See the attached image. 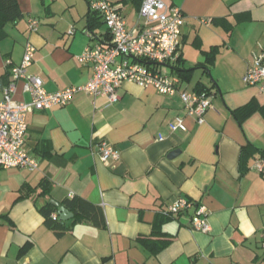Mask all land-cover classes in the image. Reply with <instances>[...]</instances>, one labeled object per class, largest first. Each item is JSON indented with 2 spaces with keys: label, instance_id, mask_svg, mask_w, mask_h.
Here are the masks:
<instances>
[{
  "label": "crops",
  "instance_id": "crops-1",
  "mask_svg": "<svg viewBox=\"0 0 264 264\" xmlns=\"http://www.w3.org/2000/svg\"><path fill=\"white\" fill-rule=\"evenodd\" d=\"M164 1L186 21L182 62L166 71L181 79L180 91L201 87L211 94L204 123L187 115L179 93L163 96L130 82L113 105L78 93L66 107L29 114L26 147L39 169L0 171V264H264V168H257L264 163V94L243 83L253 58L264 55V0ZM17 2L23 18L7 24L0 38V98L27 43L36 48L28 74L47 92L88 83L93 67L76 58L110 39L102 19L88 28L91 0ZM121 12L130 27L137 23L135 4L122 2ZM30 20H38L36 31ZM14 100L29 101L21 82ZM249 105L254 111L240 122L235 111ZM177 119L185 132L172 131ZM102 142L119 152L117 163L101 161ZM247 146L255 151L242 160ZM46 178L52 190L41 197L36 188ZM75 196L100 207L106 226H73L71 219L65 223L71 230L58 237L40 208ZM180 199L194 207L161 225L172 241L151 257L139 239L151 238L156 221ZM198 207L205 208L207 234L190 225Z\"/></svg>",
  "mask_w": 264,
  "mask_h": 264
},
{
  "label": "built area",
  "instance_id": "built-area-1",
  "mask_svg": "<svg viewBox=\"0 0 264 264\" xmlns=\"http://www.w3.org/2000/svg\"><path fill=\"white\" fill-rule=\"evenodd\" d=\"M90 8L108 28L110 39L106 44L89 46L76 59L81 65L92 66L93 76L83 86L49 93L41 79L28 74L36 48L27 43L20 65L12 68L11 78L0 98V171L39 169V163L26 147L28 115L68 106L74 96L85 93L91 97H104L109 105L120 101V88L125 82L142 88L153 87L160 95L172 97L179 93L187 115L202 125L212 107L209 93L180 91L182 81L166 71L181 57L183 27L186 23L181 9L164 0H142L137 23L130 27L121 12V3L115 0H92ZM38 20H30L29 28L36 31ZM74 30H71L72 35ZM29 96V101L17 102L14 96L17 84ZM247 87H257L264 94V55L255 56L243 78ZM172 131H186L182 119L171 126ZM101 161L107 166L120 160L119 152L109 143L98 146ZM262 171L264 163L257 165ZM1 196V186H0ZM194 204L180 199L174 202L168 214L179 216L192 209ZM190 225L194 231L209 233L205 208H196ZM264 249V230L262 231Z\"/></svg>",
  "mask_w": 264,
  "mask_h": 264
},
{
  "label": "trees",
  "instance_id": "trees-1",
  "mask_svg": "<svg viewBox=\"0 0 264 264\" xmlns=\"http://www.w3.org/2000/svg\"><path fill=\"white\" fill-rule=\"evenodd\" d=\"M88 1V0H87ZM92 1V0H91ZM117 3L124 2L128 4L129 2L135 4L139 10L142 4L141 0H115ZM91 5V2H90ZM88 28L93 31L94 28L101 26V17L92 12L91 8L88 13ZM23 18V15L20 11L17 0H0V38L5 36L4 27L9 24L16 22ZM218 24L224 26L228 31L231 29V25L227 20H217ZM214 50L211 52L205 53L206 64H211L213 61ZM182 62V57L178 60ZM200 69L205 70L209 73L207 67L201 66ZM198 94L205 93L204 88L196 91ZM254 111L252 105L246 106L242 109L235 111V117L241 122L245 117L250 115ZM255 149L252 146H247L242 150V160L247 156L250 157L254 153ZM58 159H54V162H57ZM243 164V163H242ZM36 190H40L41 197H49L52 190V182L49 179H44L38 185ZM61 207L66 208L70 213L74 215L73 217V226L79 222H86L90 225L104 229L106 226V220L103 210L85 199L75 196L73 198L66 199ZM58 208L53 206L50 202H47L40 208V213L45 219V225L47 228L52 230L58 237L64 235L67 231L71 230L69 227H66L65 224L61 223L58 216ZM169 215V214H168ZM171 215L163 216L161 219H158L154 226L153 235L151 238L139 239L142 247L148 251L151 257L157 256L160 252L166 249L171 243L172 239L166 236L161 231V225L169 221Z\"/></svg>",
  "mask_w": 264,
  "mask_h": 264
},
{
  "label": "water",
  "instance_id": "water-1",
  "mask_svg": "<svg viewBox=\"0 0 264 264\" xmlns=\"http://www.w3.org/2000/svg\"><path fill=\"white\" fill-rule=\"evenodd\" d=\"M53 206L58 208V216L61 223L65 224L67 221L73 219L74 215L70 213L66 208L61 207V205L55 201L50 202Z\"/></svg>",
  "mask_w": 264,
  "mask_h": 264
},
{
  "label": "rangeland",
  "instance_id": "rangeland-1",
  "mask_svg": "<svg viewBox=\"0 0 264 264\" xmlns=\"http://www.w3.org/2000/svg\"><path fill=\"white\" fill-rule=\"evenodd\" d=\"M129 8H134V6H133V7H132V6H130ZM125 13L127 14V16H128V19H129V17L131 16V14H130V10H129V9H127Z\"/></svg>",
  "mask_w": 264,
  "mask_h": 264
}]
</instances>
